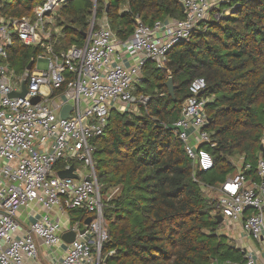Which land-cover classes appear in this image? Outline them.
<instances>
[{
	"label": "trees",
	"instance_id": "1",
	"mask_svg": "<svg viewBox=\"0 0 264 264\" xmlns=\"http://www.w3.org/2000/svg\"><path fill=\"white\" fill-rule=\"evenodd\" d=\"M41 2L0 0V16H31ZM123 5L127 10L120 13ZM94 6L95 19L104 15L120 41L131 38L136 17L151 26L185 16L180 0H66L59 11L63 21L57 18L62 29L54 53L84 45ZM218 11V19L169 50L163 68L150 61L143 65L137 92L150 97L147 104L134 112L112 110L104 134L92 140L108 232L101 250L105 264L244 261L219 233L221 216L203 189L233 176L236 157L251 166L245 174L254 179L257 160L264 162V0H225ZM41 52L14 40L7 62L23 73ZM196 78L206 82L200 94L207 100L203 130L214 143L200 144L213 161L206 172L192 163L177 132L168 128L179 120ZM68 217L81 225L87 218L82 210H69Z\"/></svg>",
	"mask_w": 264,
	"mask_h": 264
},
{
	"label": "built area",
	"instance_id": "2",
	"mask_svg": "<svg viewBox=\"0 0 264 264\" xmlns=\"http://www.w3.org/2000/svg\"><path fill=\"white\" fill-rule=\"evenodd\" d=\"M41 1L31 16L0 17V264H105L101 250L108 232L92 140L104 134L112 110L130 112L147 104L150 97L134 91L143 65L150 61L163 68L169 50L188 41L211 18L218 19L225 0H180L182 20L166 19L151 26L136 17L127 41L116 39L104 15L95 19L94 6L84 45L58 54L53 48L61 31H51L50 25L55 9L66 0ZM14 40L42 49L31 70L21 75L7 62ZM36 61H46L48 69L38 71ZM23 83L26 95L10 98L12 92H21ZM205 88L202 78L190 83V96L174 124L182 129L176 132L186 155L204 172L213 168L212 158L200 146L193 148L186 131L196 132L199 144L214 146L203 130L208 124L207 100L200 96ZM36 97L39 101L33 103ZM67 104L72 106L70 118L62 119L59 112ZM240 164L212 198L223 220L240 221L246 236L261 242L264 162L257 160L256 179L245 174L252 169L249 164ZM70 166L77 178H59L57 172ZM32 205L40 211L27 213L31 220L23 225L19 214ZM69 210H82L90 223H71ZM58 215L68 221L60 223ZM69 231L75 232V239L67 244L61 237ZM241 252L244 261L238 264H264Z\"/></svg>",
	"mask_w": 264,
	"mask_h": 264
},
{
	"label": "crops",
	"instance_id": "3",
	"mask_svg": "<svg viewBox=\"0 0 264 264\" xmlns=\"http://www.w3.org/2000/svg\"><path fill=\"white\" fill-rule=\"evenodd\" d=\"M126 10H127V6L123 5V6H121L119 12L122 13V12H124ZM0 17H2V16H0ZM3 17H10V16H3ZM56 39H60V37H58ZM118 41H120V40H118ZM120 51H121V48L118 47V51H117L118 55H120V54L122 55V53H120ZM123 63L126 64V65H129L127 60H123ZM140 76H141V73H140ZM139 86H140V84L136 85V88H138ZM144 95H146V94H144ZM54 96H57V95H54ZM57 98L58 97H55L53 100H55L57 102ZM135 111H136V109H135ZM130 112H134V111H132V109H131ZM186 133H187V136L190 137L189 138V143L193 146V148H197L198 146H200V144L198 142V139H197L198 135H197L196 132H194L192 130H188V131H186ZM234 162H235V166H236L237 169H238V167H241V164H240L241 162H240L239 158L236 157L234 159ZM248 177L254 179L253 177H250V176H248ZM230 178H228V179H230ZM221 185H218V186H216L214 188L204 187L203 194L205 192V193L210 194L212 196L213 195L216 196V194L220 192L219 190H220ZM29 208L26 209V211L28 213H31L32 211L33 212H39L40 211L35 205L29 206ZM56 212H57V210H53L51 212V216L52 217L56 216L57 215ZM23 216L25 217L24 218L25 223H23V225H27L31 219L30 218L26 219L27 216L25 215L24 211L20 212L19 219L21 220V218H23ZM26 221H28V222H26ZM220 226L221 227L225 226V228L223 229V231H221L219 229V233L221 235H224L227 238L228 243L233 248H236V249H238L240 251L249 252V253L252 254L253 258L256 261H258L260 263H264V241L263 240L261 242H256V241H253L252 239L248 238L246 236V234L244 233L243 229H242V225H241L240 221L236 222V221H232V220H227V219L223 220L222 219V221L220 223ZM222 264H225V263H222ZM235 264H238V263H235Z\"/></svg>",
	"mask_w": 264,
	"mask_h": 264
},
{
	"label": "water",
	"instance_id": "4",
	"mask_svg": "<svg viewBox=\"0 0 264 264\" xmlns=\"http://www.w3.org/2000/svg\"><path fill=\"white\" fill-rule=\"evenodd\" d=\"M181 11L183 12L184 11V8L183 6H181ZM31 63L27 66V70L30 71L31 70ZM166 88L168 90V94L173 97L174 94H173V91H174V88H173V84H172V81H171V78H168L167 82H166ZM26 86H25V83L22 84V89H21V92L20 93H15V92H12L11 94H9V97L10 98H23L25 95H26ZM39 101L38 97H36L32 102L33 103H37ZM72 111V106L70 104H67L65 106H63L59 112V117L62 118V119H69L70 118V113ZM169 129L171 130H175V131H180L182 132V129L181 128H178L176 127L175 125H171L168 127ZM262 149V147H261ZM57 175L59 178L61 179H65V178H71V179H76L77 176L74 174V167L73 166H70L67 170H62V171H58L57 172ZM91 221V218H87L84 222L85 225L89 224ZM222 221V218L219 217V222ZM84 230H80L79 233H83ZM61 239L69 244L71 242H73V240L75 239V232L73 231H69V232H66L62 235Z\"/></svg>",
	"mask_w": 264,
	"mask_h": 264
},
{
	"label": "rangeland",
	"instance_id": "5",
	"mask_svg": "<svg viewBox=\"0 0 264 264\" xmlns=\"http://www.w3.org/2000/svg\"><path fill=\"white\" fill-rule=\"evenodd\" d=\"M59 11H60V7H58V8H56L55 9V11H54V15L52 16V24L50 25V29H51V31H54L55 29H58V31L60 32V30L62 29L61 27H58L57 26V18H59L60 19V17H59ZM228 13V12H227ZM61 21H63V19H60ZM49 25V24H48ZM48 25H47V27H48ZM56 41H57V39H56ZM36 66H37V70L38 71H45V70H47L48 69V63L46 62V61H36ZM16 70V69H15ZM18 74L19 75H21L22 73H19L18 72ZM139 79H141V78H139ZM137 85H139V83H137ZM134 91L135 92H137V88L135 87L134 88ZM138 93V92H137ZM140 94H143L142 92H140ZM135 108H136V106H135ZM135 108H132V111H135ZM204 195L206 196V197H209V198H212V195H210V194H207V193H205L204 192ZM108 196H110L109 194H108ZM24 212H25V215H27V211L26 210H23ZM58 217H59V219H60V223H62V224H65L66 223V221H68V218H67V216L65 217V215H63V216H59L58 215ZM24 216H23V218H21V223H25V221H24ZM27 219V218H26ZM26 222H28V221H26ZM225 228V226H220V230L221 231H223V229Z\"/></svg>",
	"mask_w": 264,
	"mask_h": 264
}]
</instances>
